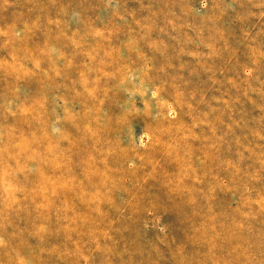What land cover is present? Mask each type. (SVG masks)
Instances as JSON below:
<instances>
[{"label": "rangeland", "instance_id": "1", "mask_svg": "<svg viewBox=\"0 0 264 264\" xmlns=\"http://www.w3.org/2000/svg\"><path fill=\"white\" fill-rule=\"evenodd\" d=\"M0 264H264V0H0Z\"/></svg>", "mask_w": 264, "mask_h": 264}]
</instances>
